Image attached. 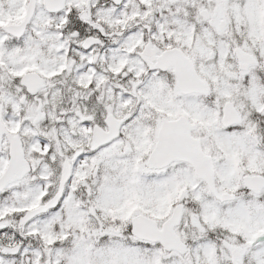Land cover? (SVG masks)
Here are the masks:
<instances>
[{
    "label": "rangeland",
    "instance_id": "rangeland-1",
    "mask_svg": "<svg viewBox=\"0 0 264 264\" xmlns=\"http://www.w3.org/2000/svg\"><path fill=\"white\" fill-rule=\"evenodd\" d=\"M68 1L77 9L72 22L82 23V36H103L105 44L97 47L92 54H84L77 47L82 44V39L75 35L72 38L74 48L70 50L71 67L62 75L59 72L63 69L64 46L57 41V33L63 31L66 37L68 30L75 33L76 29L68 28L64 22L67 16L62 14L50 19L55 31L50 32L41 0H38L35 17L25 38L16 42L10 51L0 45L3 120L10 131H17L16 116L21 112L23 133L29 135L27 150L37 167L32 177L7 189L4 193L10 199L7 203L0 200V264H62L64 261L65 264H227V247L245 241L256 246L260 236L264 235V198L260 213H257V207L252 212L257 201L253 195H244L233 203L217 204L206 185L196 180L187 164H174L164 171H150L146 163L153 145L152 136L154 138L161 119L176 120L184 116L199 126L198 133L202 137L205 153H213L217 157L220 192L232 193L241 188L233 176L235 152L236 156L241 153L242 159L249 162L248 166L241 163L242 176L264 169V161L247 143L248 135L254 136V115L257 120L263 119L261 128L257 127V138L260 143L264 141V113L261 109L264 85L256 83L252 70L249 74L238 71L236 63H233L234 53H230L228 47L229 38L235 37L237 47L256 53L264 67V36L260 34L257 13L258 5L264 0H141L147 10L153 9L154 13H157V6H161V22L155 17L154 25L163 29L176 25L184 31L178 41L180 49L193 61L199 76L211 85L214 108L200 106L199 97H183L171 75L142 77L146 70L140 66L141 61L134 53L144 48L146 43L143 40L149 37L142 27L146 24L145 20L151 18L150 14L143 19L134 18L132 15L136 14V10L133 9L128 15L127 7L131 2L118 10L113 4H110L111 9L101 8V4L95 8L97 0H90L89 5L86 0ZM20 2L1 0L0 28L8 21L22 22ZM85 7H90L85 10V16L77 17V13L84 12ZM189 9L198 17L203 9L211 15L208 22L198 18V34H202L195 43L189 40L190 29L187 27L185 30L180 21V15H189ZM248 16H251L250 19ZM221 20L227 21L230 27L228 35L218 33L217 26ZM114 33L116 35L110 39ZM158 36L152 35L153 41L158 42ZM42 46L48 49L45 55ZM93 54L99 58L96 63L98 72H95L97 77L88 76L87 61ZM125 60L128 62L125 63ZM32 69H40L49 80L54 77L55 82L51 84L52 89L42 94V101H37L36 105L30 102L21 106L19 100L26 95L18 77L21 79L25 70L30 72ZM260 73L262 68L257 71V77ZM64 83L68 85L64 91L71 100L69 106H77L73 117L66 116L63 87L53 86L58 84L60 87ZM92 83L95 89L90 88ZM81 87L83 90H80ZM10 94H14L17 101ZM230 101L235 102L240 111L243 125L226 133L221 125V109ZM109 115L126 120L121 131L123 138L98 152H92V128L98 126L105 129L104 122ZM145 117L151 125L143 122ZM58 119L62 120L58 122ZM30 120L32 123L38 120L39 125H35L38 135L49 143L38 141L30 133L27 125ZM34 152L39 158H34ZM66 161L71 164L73 175L62 205L51 214L36 219L19 237L13 221L40 204L42 182H47L52 195L56 194ZM5 164L1 156L0 174ZM136 170L143 178L135 175ZM175 185L180 191H176ZM168 189L179 202L189 199L198 206V211L185 210L179 230L181 237L193 241L189 255L180 257L175 253L155 250L151 259H145L133 251L135 249L123 248V240L137 241L124 234L134 216L145 215L160 224L170 217ZM78 190L87 197L83 208L97 218L94 223H88L85 220L88 218L81 217L75 210L72 193ZM89 218L95 219L92 216ZM11 224L13 226L9 227ZM54 225L61 232L59 236H55L58 231L52 228ZM51 229L55 233L52 234ZM67 229L70 230L68 237ZM212 234H223L225 237L226 243L221 246L217 257L212 251V244H215L207 236ZM19 244L23 246L21 254L1 257L4 251ZM29 245L41 247L43 253L30 249ZM259 245L261 243L250 252L249 264H264V246Z\"/></svg>",
    "mask_w": 264,
    "mask_h": 264
},
{
    "label": "water",
    "instance_id": "water-1",
    "mask_svg": "<svg viewBox=\"0 0 264 264\" xmlns=\"http://www.w3.org/2000/svg\"><path fill=\"white\" fill-rule=\"evenodd\" d=\"M33 14V8L29 17ZM204 16H207L205 13ZM90 45L86 46L88 48ZM177 74L179 80V87L185 94L198 93L206 94L207 91L203 84H201L195 74L193 65L191 62L183 59L179 54V59L175 58L174 62L171 63ZM111 118L108 119L107 123L111 126ZM227 120L231 122L234 121V116L228 115ZM226 125H229L225 121ZM121 122H119L115 127H113L114 132L119 129ZM190 126H188L184 119H180L178 122H163L162 128L159 133L158 143L155 151L153 152L151 163L157 168L163 169L174 162H189L194 165L199 177L207 181L210 187L214 190L213 186V170L210 166L208 170L203 169L200 164L208 162V159H204L200 150L197 151L198 144L193 141L190 136ZM115 134L111 138L104 141L102 144L108 143L110 140L115 138ZM196 145V146H195ZM16 145L13 144V150H15ZM17 150L20 151V145L18 144ZM22 160V154L19 158L14 159L11 168L15 169L16 165ZM210 162V161H209ZM14 171H10L8 175L4 177L0 191H2L8 184L21 179L24 174L19 177H14L12 179H7L9 176H14ZM69 173L63 178L61 183V188L64 187L66 182L69 180ZM264 186V185H263ZM258 193V192H257ZM59 194L57 200L60 198ZM181 222V209H177L174 213L173 218L163 226L162 231L158 230V225L146 218L138 217L133 221L134 231L133 233L140 238L147 239L153 242H161L168 250H177L184 253L185 247L182 245L180 240L176 237L174 233V228L179 226ZM235 258V256H234Z\"/></svg>",
    "mask_w": 264,
    "mask_h": 264
},
{
    "label": "flooded vegetation",
    "instance_id": "flooded-vegetation-1",
    "mask_svg": "<svg viewBox=\"0 0 264 264\" xmlns=\"http://www.w3.org/2000/svg\"><path fill=\"white\" fill-rule=\"evenodd\" d=\"M153 52V54H152V60H151V68L154 70L155 68H154V66H155V62H156V60H157V58H158V56L160 55V53L162 52V51H160V49L159 48H156L154 51H152ZM243 251H244V249H243Z\"/></svg>",
    "mask_w": 264,
    "mask_h": 264
}]
</instances>
